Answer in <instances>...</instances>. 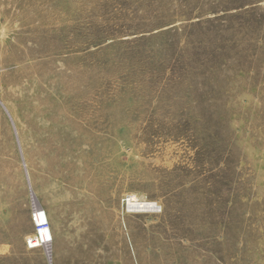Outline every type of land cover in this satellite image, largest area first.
I'll return each instance as SVG.
<instances>
[{
  "label": "rangeland",
  "instance_id": "obj_1",
  "mask_svg": "<svg viewBox=\"0 0 264 264\" xmlns=\"http://www.w3.org/2000/svg\"><path fill=\"white\" fill-rule=\"evenodd\" d=\"M0 264H264V0H0Z\"/></svg>",
  "mask_w": 264,
  "mask_h": 264
},
{
  "label": "bare ground",
  "instance_id": "obj_2",
  "mask_svg": "<svg viewBox=\"0 0 264 264\" xmlns=\"http://www.w3.org/2000/svg\"><path fill=\"white\" fill-rule=\"evenodd\" d=\"M132 198H133V200L129 201V209H133V210H137V211H148V210L150 211V210H154L156 207L153 204H144L143 202L139 203L136 201V197H132ZM45 218H46V215H45ZM44 220H45L44 216L41 215L38 217V223L39 224H42ZM48 234H49L48 229H42V230H40V232L38 231L36 233V237H38V240L40 241L41 236L43 238L49 237ZM36 240H37V238H36Z\"/></svg>",
  "mask_w": 264,
  "mask_h": 264
},
{
  "label": "built area",
  "instance_id": "obj_3",
  "mask_svg": "<svg viewBox=\"0 0 264 264\" xmlns=\"http://www.w3.org/2000/svg\"><path fill=\"white\" fill-rule=\"evenodd\" d=\"M44 216V221H43V223L42 224H39L38 223V217L39 216ZM35 218H36V222H37V225H38V227H40V229L38 230L39 232H40V230H42V229H46V228H43V227H45V226H47V219L45 218V214L44 213H42V212H37L36 213V215H35ZM48 238L49 237H45V238H43L42 236L40 237V241L38 242L37 240L36 241H30V244L32 245V246H36V245H38V244H40V243H43V244H45V243H47L48 242Z\"/></svg>",
  "mask_w": 264,
  "mask_h": 264
}]
</instances>
